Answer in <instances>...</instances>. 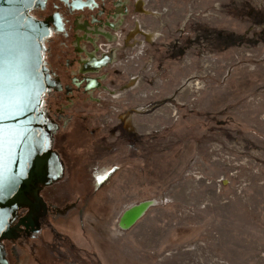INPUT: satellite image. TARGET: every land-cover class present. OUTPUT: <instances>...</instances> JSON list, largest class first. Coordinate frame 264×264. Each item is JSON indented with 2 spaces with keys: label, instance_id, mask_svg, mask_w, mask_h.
<instances>
[{
  "label": "rangeland",
  "instance_id": "1",
  "mask_svg": "<svg viewBox=\"0 0 264 264\" xmlns=\"http://www.w3.org/2000/svg\"><path fill=\"white\" fill-rule=\"evenodd\" d=\"M193 2L182 17L153 2L140 20L158 37L137 73L131 141H116L107 104L132 86L76 105L107 138L91 153L94 174L65 175L82 209L55 227L86 247L87 264H264V0ZM151 199L121 229L123 211ZM20 251L19 264H47L43 251Z\"/></svg>",
  "mask_w": 264,
  "mask_h": 264
},
{
  "label": "flooded vegetation",
  "instance_id": "2",
  "mask_svg": "<svg viewBox=\"0 0 264 264\" xmlns=\"http://www.w3.org/2000/svg\"><path fill=\"white\" fill-rule=\"evenodd\" d=\"M153 2L161 13L168 4L181 17L197 5L193 0H46L44 7L32 11L39 19L50 20L53 33L46 40V60L61 88L47 94L45 109L58 123L54 149L65 163V175L95 173L96 168L88 167L91 153L107 137L100 134L101 120L88 121L85 109L79 111L76 105L100 103L103 94L109 93V85L119 92L126 84L132 86V95L120 93L125 99H120L118 106H107L113 109L110 112L117 125L116 141L133 139L132 135L123 134L124 124H134L135 113L141 112L135 98L139 87L137 73L150 62V42L158 37V32L149 35L140 20L151 14ZM100 160L96 157L95 161ZM41 195L48 206L40 222L41 231L29 229L16 241H5L9 264H19L20 249L27 247L33 257L38 251L47 253V264H87L86 247L55 227L60 214L81 211V194L72 197L69 179H63L44 187Z\"/></svg>",
  "mask_w": 264,
  "mask_h": 264
},
{
  "label": "water",
  "instance_id": "3",
  "mask_svg": "<svg viewBox=\"0 0 264 264\" xmlns=\"http://www.w3.org/2000/svg\"><path fill=\"white\" fill-rule=\"evenodd\" d=\"M45 1L0 0V67L4 70L6 88L8 81L13 78L17 81L11 96L6 97L4 118H0L5 139L0 167L12 173L24 172L15 195L7 202H0V208L11 214L5 216L8 223L0 231V264H9L6 240L16 241L22 232L29 229L41 231L40 222L48 210L41 191L63 180L66 173L65 163L54 149L58 123L45 109L47 94L60 89L61 85L47 66L46 40L49 36L37 35L36 31L43 33L51 28L50 20H42L32 14L35 8L44 7ZM37 40H43L42 47L36 43ZM34 82L44 88L42 105H37L34 99L29 100V90ZM17 106L20 111H17ZM17 132L27 135L23 146H13L10 153L9 142ZM125 213L119 222L121 228Z\"/></svg>",
  "mask_w": 264,
  "mask_h": 264
},
{
  "label": "snow or ice",
  "instance_id": "4",
  "mask_svg": "<svg viewBox=\"0 0 264 264\" xmlns=\"http://www.w3.org/2000/svg\"><path fill=\"white\" fill-rule=\"evenodd\" d=\"M67 2V0H65ZM37 31V35H47L49 37L52 36V29L47 28L44 30L43 33H40L39 30ZM36 43L42 47L43 46V40H37ZM39 55V53H37ZM42 58V57H41ZM37 72H39V68L36 69ZM38 81V77H37ZM17 81L13 78L12 80L7 82V88H6V82L4 78V70L3 67H0V118H4V111H5V100L6 97L11 96L14 88L16 87ZM44 88L42 85H39L38 82H34L32 85V88L29 90V100H35L37 105L43 104V96ZM17 111H20L19 106H17ZM21 114H23L21 112ZM26 133H14L11 137V140L9 142V151L11 153V149L13 146L15 147H21L23 146V140L26 136ZM4 130L3 128H0V155H2L4 150ZM110 170H104L102 175H98L96 177V181L98 183H102L104 179L107 178L108 172ZM24 177V172L21 170L20 172H9L2 167H0V202H7L11 197H13L16 193L17 188L20 186V180ZM10 207H15V205H10ZM10 216L11 214L7 212V209L0 208V231L4 230V226L8 223L7 220H5V216Z\"/></svg>",
  "mask_w": 264,
  "mask_h": 264
},
{
  "label": "bare ground",
  "instance_id": "5",
  "mask_svg": "<svg viewBox=\"0 0 264 264\" xmlns=\"http://www.w3.org/2000/svg\"><path fill=\"white\" fill-rule=\"evenodd\" d=\"M154 201L155 200L152 201V199L151 200H143V201H140L136 204H133V205L129 206L127 209H125L123 211V213L124 212H126V213L123 216V219L121 221L122 227L127 229L129 227H132L134 224H136L146 214L148 209L151 206L155 205L156 201L155 202ZM148 206H150V207L148 208ZM123 213L121 214V217H122ZM120 219L118 220L119 222H120Z\"/></svg>",
  "mask_w": 264,
  "mask_h": 264
}]
</instances>
